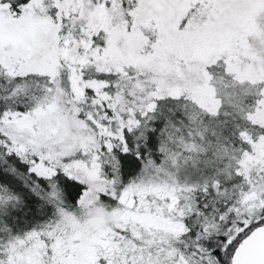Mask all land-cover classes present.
Segmentation results:
<instances>
[{
  "label": "snow or ice",
  "instance_id": "snow-or-ice-1",
  "mask_svg": "<svg viewBox=\"0 0 264 264\" xmlns=\"http://www.w3.org/2000/svg\"><path fill=\"white\" fill-rule=\"evenodd\" d=\"M0 264H264V0H0Z\"/></svg>",
  "mask_w": 264,
  "mask_h": 264
}]
</instances>
